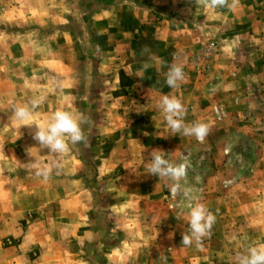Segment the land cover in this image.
<instances>
[{
	"label": "crops",
	"instance_id": "0c3cea01",
	"mask_svg": "<svg viewBox=\"0 0 264 264\" xmlns=\"http://www.w3.org/2000/svg\"><path fill=\"white\" fill-rule=\"evenodd\" d=\"M1 1L0 241L16 243L0 245V264H233L264 247V0H229L207 15L194 0ZM207 41L217 52L198 75L191 60ZM171 64L184 72L175 89L165 82ZM164 95L180 99L186 124L209 126L203 142L171 133L157 108ZM40 97L34 121L57 110L83 116L86 142L40 149L34 126L13 114ZM236 141L256 155L247 175L221 153ZM197 146L198 203L216 216L200 247L181 244L188 211L168 212L170 182L148 174L153 151L177 164ZM33 163L51 169L48 179Z\"/></svg>",
	"mask_w": 264,
	"mask_h": 264
},
{
	"label": "clouds",
	"instance_id": "9594fccd",
	"mask_svg": "<svg viewBox=\"0 0 264 264\" xmlns=\"http://www.w3.org/2000/svg\"><path fill=\"white\" fill-rule=\"evenodd\" d=\"M197 8L203 10L207 15L209 11L229 6V0H194ZM232 7L235 6V0H232ZM144 52H148L145 48ZM150 65L145 64L146 70ZM165 82L169 88L179 87V83L184 80L182 66L171 64L164 73ZM140 78H143L141 76ZM44 97L33 99L29 106H16L13 109L14 118L20 122L21 126H27L31 131L32 139L36 141L40 149H47L53 154H63L68 152L69 143L79 144L86 142V135L82 124L87 120L83 116H75L73 113L65 110L55 111L47 123H37L32 119V111L43 103ZM157 108L162 110L164 120L173 135L179 133L184 136H194L198 141L203 142L209 131L206 123L194 121L191 124L185 123L187 109L176 96L164 95L161 97ZM32 157V153L28 152ZM33 161V160H32ZM36 168V175L48 179L51 169L40 167L33 163ZM187 159L179 164L170 162L165 158L163 150H156L151 153V162L148 164V174L164 179L166 183L171 181L169 192L173 198L182 197L183 207L188 211L189 231L182 233L181 244L197 247L201 246L204 237L208 236L216 221V216L203 204L196 202L192 189L186 188L181 181L186 179L189 168ZM199 177H197V180ZM233 264H264V247L250 246L245 253L238 254Z\"/></svg>",
	"mask_w": 264,
	"mask_h": 264
},
{
	"label": "rangeland",
	"instance_id": "374dc122",
	"mask_svg": "<svg viewBox=\"0 0 264 264\" xmlns=\"http://www.w3.org/2000/svg\"><path fill=\"white\" fill-rule=\"evenodd\" d=\"M4 9V1L0 0V15L3 13ZM209 43H213L215 46V50L213 52V54L210 56V58H208V69L207 70H203L201 69V65L203 64L202 59H200V54L202 52V49ZM217 44L214 41H207L205 42L201 48L199 49V51L195 54L194 58L191 60L192 66L194 68V71H196V73L198 75H204L207 74L210 69H211V63H212V59L215 55V53L217 52ZM217 110V114L216 111ZM210 113L212 115V117L214 118V120L216 121H220L222 118V111L219 107L217 106H212L210 109ZM194 142L200 143V141H198L196 138L194 140ZM199 145V144H198ZM227 143H224L222 145L221 148V153L222 156L224 158V161L229 164L232 165L233 167H236L237 169L235 170L236 173L240 174V175H247L249 168L248 166H250L251 163H254L255 161V157L256 155L253 153L251 154V152H249V149H247V145H246V141H239V142H235L233 144V147L235 149H230ZM195 155H191L189 153H187L186 151H183L180 155H178V161L177 164L184 162V159H187L188 164L190 165L187 171V176L186 179L181 181V183L184 185V187L186 188H191L192 189V195L196 197V202H198L200 194L202 193V186L201 183H203V179L205 178V176L203 175V173L201 171H198L199 168H203L205 167L204 164V157L200 158V153H201V148L199 146L195 147ZM193 156V158H192ZM26 164L24 165V168H20L18 170H15L14 173L17 172H22V173H26ZM231 167V166H230ZM233 171V170H232ZM233 173H229L227 174V176H232ZM197 177H199V179L197 180ZM170 183L163 188V190L161 191L162 193V201H163V205L166 207L168 212L173 213L174 215L179 216L180 214L184 213L187 211V209H185L183 207V203H185L184 201H182V197L181 196H177L176 198H173L169 192V186L171 184V181H169ZM232 183V178H224L221 181V188L225 189L228 188ZM20 225L23 226L24 222H20ZM16 243V240L10 239V238H4L0 241V245L1 246H5V245H11Z\"/></svg>",
	"mask_w": 264,
	"mask_h": 264
},
{
	"label": "built area",
	"instance_id": "2783aa9c",
	"mask_svg": "<svg viewBox=\"0 0 264 264\" xmlns=\"http://www.w3.org/2000/svg\"><path fill=\"white\" fill-rule=\"evenodd\" d=\"M215 50V46L213 43H209L207 44L203 49H202V52L200 54V59L204 60L203 61V64L201 65V69L203 70H207L208 69V58H210V56L213 54ZM216 111V114H217V110Z\"/></svg>",
	"mask_w": 264,
	"mask_h": 264
}]
</instances>
